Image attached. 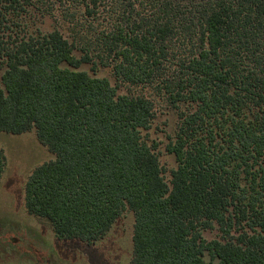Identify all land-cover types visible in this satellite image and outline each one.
I'll return each mask as SVG.
<instances>
[{"label":"trees","instance_id":"trees-1","mask_svg":"<svg viewBox=\"0 0 264 264\" xmlns=\"http://www.w3.org/2000/svg\"><path fill=\"white\" fill-rule=\"evenodd\" d=\"M36 1L0 7L26 13ZM66 1L105 14L109 31L81 48L59 31L5 48L0 132L35 128L55 155L26 183L28 213L59 240L93 244L130 209V264H264V0ZM93 53L122 83L160 82L173 105H196L167 146L171 187L144 136L153 102L78 71ZM5 167L0 149V181ZM215 223L225 238L208 242L201 228Z\"/></svg>","mask_w":264,"mask_h":264},{"label":"rangeland","instance_id":"rangeland-1","mask_svg":"<svg viewBox=\"0 0 264 264\" xmlns=\"http://www.w3.org/2000/svg\"><path fill=\"white\" fill-rule=\"evenodd\" d=\"M108 28L105 14L88 17L84 6L78 2L37 0L26 13L8 12L0 7V47L4 49V53H0V82L7 69L5 48H14L30 37L54 31H59L64 38L81 48L94 41L102 31H109ZM94 46L92 50H99L97 42ZM96 54L93 63L84 64L78 71L108 79L112 86L118 88L120 95L144 97L153 102L155 116L151 129L144 132V136L149 146L155 147L164 179L171 187L172 172L178 168V162L167 152V146L177 140L183 114L193 113L196 105H173L160 82L141 86L122 83L115 77L113 66H102L101 58ZM101 54L107 61V57ZM76 55L80 57L81 52L77 51ZM173 63L167 64V73L176 70L177 62ZM0 149L6 156V167L0 181V264L131 263L135 226L132 210L127 209L108 234L93 244L80 240H59L51 223L29 214L25 205V187L29 177L38 167L54 160L55 155L40 143L35 128L22 135L0 132ZM201 231L208 242L223 241L225 238L216 223L212 228H201ZM205 260L210 261L209 255L206 254Z\"/></svg>","mask_w":264,"mask_h":264}]
</instances>
